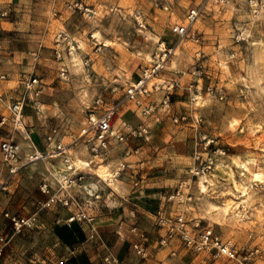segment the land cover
Here are the masks:
<instances>
[{
  "label": "rangeland",
  "instance_id": "obj_1",
  "mask_svg": "<svg viewBox=\"0 0 264 264\" xmlns=\"http://www.w3.org/2000/svg\"><path fill=\"white\" fill-rule=\"evenodd\" d=\"M79 1L99 14L94 18L84 17L67 9L60 0L24 5L28 12L20 18L12 5L5 7L11 9L12 15L3 22H18L21 26L16 40H19L22 70L17 90H12L14 85L10 84V89L0 94L18 96L31 68L41 83L42 107L38 115L30 107L27 109L32 111L35 122L49 128L45 136L57 129L53 139L70 145L74 163L84 166V161L92 157L79 138L87 129L89 118L97 119L114 106L117 107L115 127L120 126L127 112L138 122L133 102L125 96L142 70L149 68L157 55L166 52L167 63L159 78L175 79L178 87L172 92L169 110L152 116L158 122L149 118L148 122L153 124L149 140L141 145L137 157L129 159L132 164L143 162V167L134 174L124 172L123 185L109 182L111 170L122 159L123 148L118 147L109 151L103 161L92 159L93 177L86 175L91 183L86 184V179L83 184L90 185L92 194H100L98 202L114 209L119 201H124L119 188L135 189L141 185L146 188L148 181L157 177L170 179L175 186L180 181H189L193 152L203 137H211L226 150V157L210 175L191 181L193 203H166L178 206L188 221L199 220L201 226L212 228L241 254L253 252L249 264H264V28L250 19L246 0ZM197 7H203L204 12L192 26L194 37L179 41L174 28L184 24L187 12ZM59 31L68 33L79 46L72 57L65 56L69 69L67 80L58 78V63L52 52L54 36ZM72 33L77 36L73 37ZM239 33H243V40L236 42ZM39 47L40 58L32 69L31 53ZM201 58L206 62L201 63L200 75L195 76ZM86 60L88 65L84 66ZM3 71L6 80L0 84L6 85L11 77L8 71ZM174 71H179L176 77ZM208 88L215 95H207ZM161 95V92L152 93L151 100L157 102ZM174 117L185 120L174 123ZM7 134L6 129L0 128V143ZM73 140L78 141L72 143ZM0 169L8 173L1 155ZM43 170L40 165L39 171ZM200 183L205 187L201 188ZM175 186L165 189L173 191ZM0 193V202L6 203L5 209L0 210V233L9 238L13 231L3 214L29 218L40 205H28V212L24 213L19 201L14 209L9 208L12 200L8 201V187ZM54 208L64 209L58 205L41 209L35 218L42 215L50 222L55 217ZM58 229L59 226L54 230ZM38 231L35 227L24 228L17 235L34 237ZM48 236L44 232L38 237L48 240ZM28 240L35 242L33 238ZM199 264L239 263L218 257Z\"/></svg>",
  "mask_w": 264,
  "mask_h": 264
},
{
  "label": "built area",
  "instance_id": "obj_2",
  "mask_svg": "<svg viewBox=\"0 0 264 264\" xmlns=\"http://www.w3.org/2000/svg\"><path fill=\"white\" fill-rule=\"evenodd\" d=\"M63 1L66 8L80 13L87 18H94L99 14L95 9H90L79 0ZM217 3L220 0H206ZM246 9L250 19L261 24L264 28V0H246ZM204 12L203 7L190 9L186 14V22L174 28L179 41L189 36L194 37L192 26L194 22ZM12 11L9 8L0 10V20H7L11 17ZM137 20V18H136ZM243 33L235 36V41L242 39ZM40 49L31 53L32 69L40 58ZM1 50V37H0ZM79 50L77 42L71 39L70 35L64 31H59L54 36L53 57L58 63V78L67 80L69 75L68 66L65 64V56L70 58ZM170 52V51H169ZM199 57V53L197 54ZM206 62L201 58L199 69L195 70V76L200 75L201 63ZM167 63V53L157 55L152 65L142 70L138 79L129 86L125 99L133 102L135 107L134 115L138 123L133 125L122 122L119 127H115L117 107H110L99 118H89L87 129L80 136V141L90 153L92 159H100L118 147H122V159L111 170L108 177L109 182H115L124 172L132 174L141 170L143 162L132 164L131 157H137L140 147L145 144L150 137V129L147 121L158 112H166L170 108L171 95L178 87L175 79L160 80L159 75L165 69ZM88 65V61L82 63ZM179 71H174L176 77ZM6 80V75L0 73V81ZM153 80L158 81L152 83ZM161 92V98L156 102L151 100L152 93ZM41 93V83L33 74L29 73L22 81V91L18 96L0 94V106L3 113L0 114V128L7 130V136L0 143V155L2 162L10 175L15 174L23 162L24 165L40 164L46 167V176L39 184V192L44 200L39 203L40 209H46L58 205L64 209L74 207L72 213L64 222L67 225L80 223L86 228V240L96 242L103 249L101 258L102 264H121L120 260L113 254L111 249L105 244L99 235L96 226V218L93 210L100 199V194L91 193L90 185H84L88 175L89 164L77 166L70 154V145H63L53 137L57 134V129L53 128L51 134L43 137L42 146L39 147L31 138L30 133L24 124L25 109L30 107L38 115L41 111L39 96ZM207 95H215L212 88L207 89ZM200 96V92H198ZM196 97V96H195ZM222 99V96H219ZM178 119L185 120V117H174L173 122ZM78 140H73L76 143ZM226 157V150L211 137H203L197 150L193 152L191 166L189 168V181H180L173 191L165 197L167 203L177 205H188L195 201L192 195L191 181L200 180L202 177L210 175L218 166V163ZM52 160L57 161V165L50 164ZM6 181L0 184V191L5 190ZM133 215V213H132ZM12 228L13 235L20 234L25 229H33L36 225L35 215L24 218L12 215L8 212L3 214ZM153 225L158 232L157 245L159 248H167L177 242L185 250L195 253H204L216 259L225 257L229 260H236L239 264H249L253 252L240 253L239 250L229 241H223L209 226H201L199 220L188 221L184 213L166 214L164 210H159L153 216ZM134 227L132 231H136ZM7 243L6 238L0 234V252L2 246ZM148 238L140 234L139 240L132 245L133 253L141 261L149 257Z\"/></svg>",
  "mask_w": 264,
  "mask_h": 264
},
{
  "label": "crops",
  "instance_id": "obj_3",
  "mask_svg": "<svg viewBox=\"0 0 264 264\" xmlns=\"http://www.w3.org/2000/svg\"><path fill=\"white\" fill-rule=\"evenodd\" d=\"M33 3L38 4L40 2L39 0H0V8L12 5L13 10L17 12L16 17L20 18L28 12L27 8L23 6ZM20 27L18 22L0 20V35L2 36L0 64L4 62L3 66L0 67V73H4L3 70H6L9 73L8 76L11 77L6 85L0 84V92L9 90L10 86L8 85L10 84L14 85L12 90H17L19 73L22 70L19 40H16V37H20L18 35L21 30ZM72 36L76 37L77 34L72 33ZM31 71L30 68L29 72L31 73ZM3 111L0 106V114ZM152 120L158 122L154 117L150 118V121ZM122 121L133 125L138 123L131 112L125 113ZM148 121L147 125L150 129L153 124ZM24 124L33 141L41 147L43 137L48 134L49 128L47 126L42 127L40 123L35 122L32 111L27 108L25 109ZM155 126L157 125L155 124ZM84 162L89 164L88 170L90 171L87 174L93 177L91 171H94L90 166L93 165L94 160L89 158ZM50 164L56 166L57 161L52 160ZM44 168L46 169L41 165V169ZM39 170V164L24 165L23 162L18 172L13 175L0 169V184L6 181L5 190L8 187L10 192L8 201L12 200L8 205L9 208L14 209L13 206L19 201V206H22L24 213H27L28 205L33 207L44 200L39 192V184L42 178L46 176V170ZM86 181V184L91 183V178H87ZM124 181L122 176V178L117 179L116 183L123 185ZM148 182L145 185L146 188H142V185L135 189L133 187L126 190L119 188L124 201H119L114 209H110L100 201L98 202L99 206L97 205L98 208L95 209L94 215L99 235L105 244L120 260L121 264H199L210 261L211 256L185 250L177 242L167 248L158 247V232L153 225L154 214L161 209H164L166 214H175L179 212V207L168 205L165 201V197L172 192L170 189L175 186V183H170L173 181L165 177H157ZM33 200L34 202H31ZM5 207L6 203L0 202V210L3 211ZM35 210L34 208L32 216L35 215L36 217L41 209ZM75 211L74 207L58 211L54 208L55 217H52L50 222H47L42 215L41 217L38 216L35 229L39 231L33 234H37V236L28 237L35 239V242L29 241L24 233L17 236L12 234L9 238L4 237L7 243L1 248L0 264H102L101 258L104 251L96 242L86 240L85 226L77 222L70 225L64 222ZM57 226L59 229L55 231ZM60 226H63V229ZM134 227L137 229L135 232L132 231ZM44 232H48V240L38 237ZM140 234H144L148 238L149 257L144 261L136 257L132 250V245L139 240Z\"/></svg>",
  "mask_w": 264,
  "mask_h": 264
},
{
  "label": "bare ground",
  "instance_id": "obj_4",
  "mask_svg": "<svg viewBox=\"0 0 264 264\" xmlns=\"http://www.w3.org/2000/svg\"><path fill=\"white\" fill-rule=\"evenodd\" d=\"M107 177H108V176H107ZM199 185H200L201 188H204V187H205L202 183H200Z\"/></svg>",
  "mask_w": 264,
  "mask_h": 264
},
{
  "label": "trees",
  "instance_id": "obj_5",
  "mask_svg": "<svg viewBox=\"0 0 264 264\" xmlns=\"http://www.w3.org/2000/svg\"><path fill=\"white\" fill-rule=\"evenodd\" d=\"M62 229H63V226L61 227ZM61 228H60V230H61ZM59 232V231H58Z\"/></svg>",
  "mask_w": 264,
  "mask_h": 264
}]
</instances>
